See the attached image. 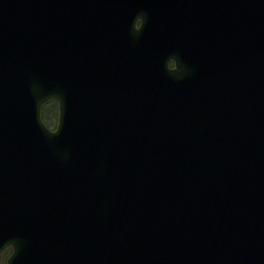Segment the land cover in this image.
<instances>
[{
  "label": "water",
  "instance_id": "water-1",
  "mask_svg": "<svg viewBox=\"0 0 264 264\" xmlns=\"http://www.w3.org/2000/svg\"><path fill=\"white\" fill-rule=\"evenodd\" d=\"M9 243L8 264H264V0H0Z\"/></svg>",
  "mask_w": 264,
  "mask_h": 264
},
{
  "label": "flooded vegetation",
  "instance_id": "flooded-vegetation-1",
  "mask_svg": "<svg viewBox=\"0 0 264 264\" xmlns=\"http://www.w3.org/2000/svg\"><path fill=\"white\" fill-rule=\"evenodd\" d=\"M170 66L175 67V63L170 61ZM14 251V247L9 245H5L0 249V264H7L9 261V257L12 255Z\"/></svg>",
  "mask_w": 264,
  "mask_h": 264
},
{
  "label": "rangeland",
  "instance_id": "rangeland-1",
  "mask_svg": "<svg viewBox=\"0 0 264 264\" xmlns=\"http://www.w3.org/2000/svg\"><path fill=\"white\" fill-rule=\"evenodd\" d=\"M57 106H56V111L54 109H52V113H51V119H50V124H52L51 126L55 129L58 125V122H59V117H60V112H59V104L58 102H56ZM43 111L42 112H48L50 110H47L46 107H44L42 109Z\"/></svg>",
  "mask_w": 264,
  "mask_h": 264
},
{
  "label": "trees",
  "instance_id": "trees-1",
  "mask_svg": "<svg viewBox=\"0 0 264 264\" xmlns=\"http://www.w3.org/2000/svg\"><path fill=\"white\" fill-rule=\"evenodd\" d=\"M56 106H57L56 102H54V101L52 102L51 101L46 106V109L50 110V111L42 112L43 113L42 117H43V120H44L45 124H47L51 128H52V126H51L52 124L49 123L50 119H51V113H52L51 111H52V109H54L56 111Z\"/></svg>",
  "mask_w": 264,
  "mask_h": 264
},
{
  "label": "bare ground",
  "instance_id": "bare-ground-1",
  "mask_svg": "<svg viewBox=\"0 0 264 264\" xmlns=\"http://www.w3.org/2000/svg\"><path fill=\"white\" fill-rule=\"evenodd\" d=\"M9 244H11V243H9ZM9 244H5V245H9ZM5 245H3V246H5ZM12 246V245H11Z\"/></svg>",
  "mask_w": 264,
  "mask_h": 264
}]
</instances>
